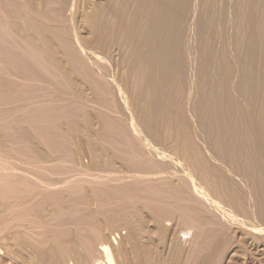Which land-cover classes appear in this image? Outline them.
<instances>
[{
    "label": "rangeland",
    "instance_id": "rangeland-1",
    "mask_svg": "<svg viewBox=\"0 0 264 264\" xmlns=\"http://www.w3.org/2000/svg\"><path fill=\"white\" fill-rule=\"evenodd\" d=\"M139 1L0 0V264H213L212 247L215 264H264V184L231 154L219 105L225 68L234 88L263 68L259 22L241 24L240 0H210L199 37L204 0H191L169 30L184 81L169 77L159 116L119 28L123 7L128 27L148 32L144 10L155 9ZM248 28L259 40L246 38L242 56ZM259 93L245 110L253 121Z\"/></svg>",
    "mask_w": 264,
    "mask_h": 264
},
{
    "label": "bare ground",
    "instance_id": "bare-ground-1",
    "mask_svg": "<svg viewBox=\"0 0 264 264\" xmlns=\"http://www.w3.org/2000/svg\"><path fill=\"white\" fill-rule=\"evenodd\" d=\"M137 1H139V0H137ZM148 1L149 0H147L146 2H144V1L142 2V0H140L138 2V4H139L138 7L141 5L142 8H144V9L147 8L146 3ZM124 2H122V3L124 4ZM189 2H191V0H151L150 1V5H152V7H154V9H155V11L153 9V11H154L153 14L152 13L150 14L149 12H147V11H149L148 9L144 10V9L141 8L142 10L145 11L144 14L147 13V16L149 17V18L146 17L148 19V21H149V29L147 30L148 32L146 31L147 32L146 33L144 30H146L145 27H147V26L144 27V29L142 31V32L146 33L144 35L141 34V33L139 34L140 31L138 32V31H135L136 29L133 30L134 28L130 29L128 27V23H130V22H128V20L131 19V18L128 17L129 15L128 16H124V15H126V12L124 10L126 8L122 7L121 11L119 9V13H121V15L120 14L119 15L122 17L121 22L125 26V27L121 26L119 28L122 29V34L123 35H126V34L128 35L129 34L130 42H131L130 45L133 46V44H135V46H137L136 53H135L136 56H137L136 58L139 60V63H140L139 66L142 67L143 69H146V73L144 74L145 75L144 81L145 82H149V84H150V86L152 88V90H151V93H152L151 101L154 100L152 102L156 103V106L159 103V107H160V111H161L159 116L162 115V114L164 116L169 114V112H167L168 111V107L166 105V102L169 105V96H168V94L166 96H162V100L159 99V98H161L162 92H164L166 90V88H167V90L169 89L168 91L172 92L170 90V88H169V84H170L169 82L171 81L169 77H172L173 74L174 75L178 74L179 79L183 80V76H185V73L183 74V72H181V70H186V67H185L183 56L179 53L180 50L178 49L179 52H177L178 51L177 50V42L175 41L177 39V38L175 39V37H177V36H175L172 33H170L169 30H170L171 27L175 28V25L177 24V21L179 20L178 21V23H179L180 22V18L182 19L183 17L186 16V14H187L186 12H187V9H188V3ZM240 2H241V5L238 4L240 6H237V7H239L238 11H239V14H240L239 16L241 17V20H240L241 24L244 26V25H246L245 22H247V23L250 22L248 20L249 16L251 17L252 20H255V22L256 21L259 22V24H256V26L259 25L258 29H259V34H260L259 37L260 38L258 37L259 34H256V35H257V38L260 39V40L258 39L260 41L258 43L261 44V46H260L261 51L259 50V52H260V55L262 57L260 56L261 59H259V60L262 61L263 65H261V66H263V68H260V65L258 66L259 70L261 69V72L259 71V73H258L259 74V76H258L259 78L257 77V74H255L253 76V74H251V73H242L241 72L244 75L242 76V78L240 77L241 79H238L239 82L237 83V87L234 84V86H235V88H234L232 86L229 87L230 85H228V82L232 81V80H229V77L231 75L230 74L231 73L230 67L228 66L227 68H225L227 63L225 65L224 64H220L222 66L224 65L223 68L226 69V70L223 71L224 74H222V75H225V77L223 76L221 78H224L223 79L224 83L226 81H228V82H227V85H224V83H223L224 89H223V92H221L222 95L220 94L219 105H220V116H221V118H222V120L224 122L223 124H225V126H226V136H227V140H228L227 141L228 142V146H230L229 147L230 152H231L232 155H234V154L237 153V150H236L237 148H239V150H241V155L243 156V160L246 163L247 168H250L251 171L253 170L252 176L250 175V178H251L250 180L253 182V185H256V189H257V185H259L258 187H260V184H264V150H262L264 147L261 149L260 147L257 146L256 142L258 140H257V138H255L256 135L254 133V128L256 127L254 125L255 124L254 121H256V125L257 124L258 125L259 124L260 125L263 124V128H264V122H263L264 113H263V109H262L263 105H264V92L259 93V91L261 89L260 90L258 89L261 86L260 85V80L263 79V81H264V17H263L264 16V0H240ZM115 3H116V1H115ZM144 3H145V7L143 5ZM248 3H250L251 6H248ZM126 5H127V2H126ZM150 7H148V8L150 9ZM202 8L205 10V12H204L203 16L200 15V17H198L197 20H196V33L198 34L199 37H200L201 24L203 25V21L206 18L207 12L209 14H210V12H212L213 3L210 0H204L202 2ZM255 9H256V11H254ZM235 13L236 12H234V14ZM252 14H255V15H252ZM120 16H117V17H120ZM224 17H226V16H224ZM254 17H255V19H254ZM228 20H230V19H228ZM115 21H116V19H115ZM134 21H135L136 24L138 23L136 20H134ZM229 22H231V20ZM226 25H228V24L226 23ZM230 25H231V23H230ZM137 26H139V25H137ZM137 26H135V27L137 28ZM260 26L263 27V28H260ZM176 27H177V25H176ZM139 29H141V28H139ZM244 30H245V28H244ZM251 31L249 29L247 32H245L243 34L241 33L242 37H240L241 39L239 38L240 40L237 43L238 44L237 45L238 46L237 47L238 48L237 51H239V53H241V55H242V53H244V51L247 50V49H245V43L247 44V42H245V41L247 39H248L247 46H249L250 48H251V44L253 42L258 41V40H256L257 38L254 40L255 35H254V32L251 33ZM254 31L257 32L255 30V28H254ZM253 35H254V37H252ZM249 43H251V44H249ZM252 46H253V44H252ZM170 47H171V49L169 51ZM178 48H179V46H178ZM201 49L200 48L198 49L199 52L201 51ZM252 50H254V52H255V49H251V51ZM247 53L248 52L246 51V54ZM250 56H251V58H249V55H248V57L246 56V58L244 57V59H246V60L243 63H245V62H249L250 63V61L254 60L255 57H256L254 55V53L250 54ZM257 57H259V56H257ZM257 57H256V59H258ZM181 58H182V60H181ZM256 61L257 60H255V62ZM145 62H146V66H145ZM225 62H223V63H225ZM249 63H247L248 67L251 68L252 64L254 65V63H250V64ZM31 66L29 64L28 68H32ZM25 67H27L26 63H25ZM221 67H219V68H221ZM254 67H255V65H254ZM32 70H34V69H32ZM219 70H221V69H219ZM251 70H252V68H251ZM255 70H256V68L254 69V71ZM255 73H256V71H255ZM144 75L142 76V79H143ZM261 77H262V79H261ZM175 86H176V84H175ZM181 86H183V85H181ZM262 89H263V87H262ZM237 90L238 91L239 90L243 91L242 93L240 92L241 93L240 95L242 97L239 96L240 98H238V96H236L234 94V91L237 92ZM165 93H166V91H165ZM256 93H259L258 97L261 96L260 98H258L261 101L260 102L261 104L258 103L261 107L258 109V111H259L258 113L256 111V115L258 114L257 115L258 119H255L253 121L252 119H250V112L248 113L245 110H246V108L251 106V103L253 102L252 99L254 98V96L257 95ZM238 94H239V92H237V95ZM239 100H241V101H239ZM242 101H243V103H241ZM255 103H256V99H255ZM151 107H152V105H151ZM250 110H248V111H250ZM152 111L155 112V108L152 109ZM252 112H254V110ZM207 114L210 117V112H208ZM206 116L207 115H204L203 119H205ZM154 117H156V116H154ZM263 131H264V129H263ZM262 137L264 138V134L262 135ZM253 139H255L256 141L255 140L253 141ZM252 141L254 142L253 144H252ZM247 144H248L249 147H247ZM255 145L258 148H260L263 151V153H261V150L258 151V149H257V147ZM260 193H259L260 194V199L262 198V201L264 202V194H263L262 191ZM207 240H205V243H204V245L202 247L204 249H206L207 246L209 247V246H211V244H213V243L210 244V242L207 241ZM209 240H210V237H209ZM208 244H210V245H208ZM213 248L214 247H212V251L213 252H212V254H210L211 258L209 257L210 258L209 260L212 261L213 264H215V262H217V260H216L217 253H216V248L215 249H213ZM108 257L110 259L108 262L109 263L111 262V264H114V262H113L114 259L111 258L110 255H107V258Z\"/></svg>",
    "mask_w": 264,
    "mask_h": 264
},
{
    "label": "water",
    "instance_id": "water-1",
    "mask_svg": "<svg viewBox=\"0 0 264 264\" xmlns=\"http://www.w3.org/2000/svg\"><path fill=\"white\" fill-rule=\"evenodd\" d=\"M181 72H184V70H181ZM261 154V153H260Z\"/></svg>",
    "mask_w": 264,
    "mask_h": 264
}]
</instances>
